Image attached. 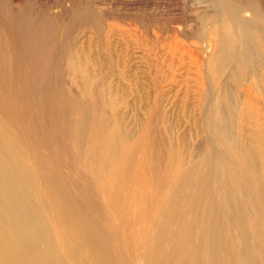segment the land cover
<instances>
[{"label": "rangeland", "instance_id": "374dc122", "mask_svg": "<svg viewBox=\"0 0 264 264\" xmlns=\"http://www.w3.org/2000/svg\"><path fill=\"white\" fill-rule=\"evenodd\" d=\"M263 84L264 0H0V130L60 264H264Z\"/></svg>", "mask_w": 264, "mask_h": 264}, {"label": "bare ground", "instance_id": "6f19581e", "mask_svg": "<svg viewBox=\"0 0 264 264\" xmlns=\"http://www.w3.org/2000/svg\"><path fill=\"white\" fill-rule=\"evenodd\" d=\"M27 176L0 130V264H60L45 228L43 203Z\"/></svg>", "mask_w": 264, "mask_h": 264}]
</instances>
